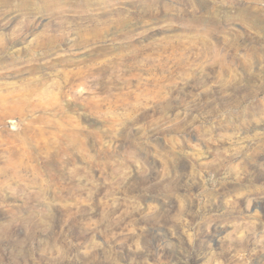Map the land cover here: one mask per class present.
I'll use <instances>...</instances> for the list:
<instances>
[{
  "label": "rangeland",
  "instance_id": "1",
  "mask_svg": "<svg viewBox=\"0 0 264 264\" xmlns=\"http://www.w3.org/2000/svg\"><path fill=\"white\" fill-rule=\"evenodd\" d=\"M0 264H264V0H0Z\"/></svg>",
  "mask_w": 264,
  "mask_h": 264
}]
</instances>
